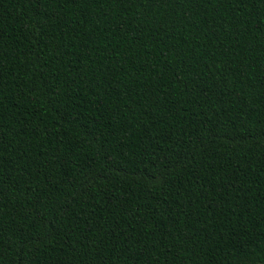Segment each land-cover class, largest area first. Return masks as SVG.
<instances>
[{"label":"trees","instance_id":"1","mask_svg":"<svg viewBox=\"0 0 264 264\" xmlns=\"http://www.w3.org/2000/svg\"><path fill=\"white\" fill-rule=\"evenodd\" d=\"M0 264H264V0H0Z\"/></svg>","mask_w":264,"mask_h":264}]
</instances>
